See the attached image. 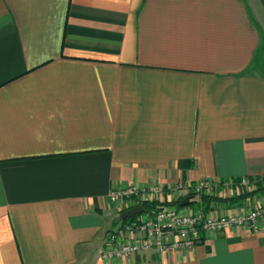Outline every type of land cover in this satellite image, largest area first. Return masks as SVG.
Wrapping results in <instances>:
<instances>
[{"label":"crops","instance_id":"obj_1","mask_svg":"<svg viewBox=\"0 0 264 264\" xmlns=\"http://www.w3.org/2000/svg\"><path fill=\"white\" fill-rule=\"evenodd\" d=\"M261 176L264 0H0V264H264V223L99 255L112 187Z\"/></svg>","mask_w":264,"mask_h":264},{"label":"built area","instance_id":"obj_2","mask_svg":"<svg viewBox=\"0 0 264 264\" xmlns=\"http://www.w3.org/2000/svg\"><path fill=\"white\" fill-rule=\"evenodd\" d=\"M254 179V178H253ZM252 179V180H253ZM250 177L226 181L199 180L191 184L176 183L172 187L161 184L149 187H112L109 192L111 203L134 199L136 203L148 201L155 207L144 210L130 218H118L108 230L99 255L107 260H123L143 255L149 250H175L189 248L201 242L206 235L217 234L228 227H240L257 232L264 223V195L256 198L248 208H238L228 212L219 203L210 205L209 210L169 203L186 195L222 196L224 190H250ZM170 194L168 201L164 193ZM183 191V194H182ZM147 264H153L148 262Z\"/></svg>","mask_w":264,"mask_h":264},{"label":"trees","instance_id":"obj_3","mask_svg":"<svg viewBox=\"0 0 264 264\" xmlns=\"http://www.w3.org/2000/svg\"><path fill=\"white\" fill-rule=\"evenodd\" d=\"M252 187L250 190H243L240 194L228 198H224L219 195H208V194H201L199 196L196 195H186L183 197H180L176 200L168 201L169 203L175 204L178 207L183 206H190V207H196V208H202L204 211L209 210L210 205L213 203H223L230 207L234 206L235 204L241 203L244 199L249 198L255 194H264V176L251 178ZM253 179V180H252ZM236 180V179H235ZM132 205H129L128 207H125L123 211ZM156 204L149 203L148 201L142 202V207L149 208V207H155ZM130 218V217H129ZM117 221L114 220V224H116ZM113 228V227H112ZM110 228V229H112Z\"/></svg>","mask_w":264,"mask_h":264},{"label":"rangeland","instance_id":"obj_4","mask_svg":"<svg viewBox=\"0 0 264 264\" xmlns=\"http://www.w3.org/2000/svg\"><path fill=\"white\" fill-rule=\"evenodd\" d=\"M240 193L241 191H238V190L236 191L235 190H229V191L224 190L221 195H223L222 197L224 198H228V197L236 196ZM263 195L264 194H255L249 198L244 199L241 203L235 204L234 206H238L239 208H248L256 198L261 197ZM220 205L222 206V208H226L227 206L226 204L223 205V203H220Z\"/></svg>","mask_w":264,"mask_h":264},{"label":"water","instance_id":"obj_5","mask_svg":"<svg viewBox=\"0 0 264 264\" xmlns=\"http://www.w3.org/2000/svg\"><path fill=\"white\" fill-rule=\"evenodd\" d=\"M143 210L144 208L142 207V205L140 203H136L135 205L122 211L119 214L118 218H129V217L134 216L135 214L142 212Z\"/></svg>","mask_w":264,"mask_h":264}]
</instances>
